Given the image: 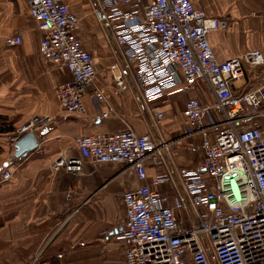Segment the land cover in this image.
<instances>
[{
    "label": "built area",
    "instance_id": "built-area-1",
    "mask_svg": "<svg viewBox=\"0 0 264 264\" xmlns=\"http://www.w3.org/2000/svg\"><path fill=\"white\" fill-rule=\"evenodd\" d=\"M94 1L103 25L134 68V80L156 126L165 118L156 103L169 102L168 91L192 93L201 84L209 97L191 94L184 99V127L172 140L155 141L126 125L76 136L49 162L51 170L74 176L87 173L86 165L102 164L121 165L135 176L138 184L122 194V226L112 234L99 233L102 263H108L111 244L118 243L124 264H264V75L254 89L232 90L245 66L264 69L262 52L253 49L218 61L208 36L225 30L228 21L208 16L191 0ZM26 3L41 33L39 54L69 74L55 87L60 109L86 115L83 98L88 96L99 109L91 121L106 119L113 109L100 107L104 90L96 83L93 55L78 33L80 17L64 0ZM4 43L18 46L22 37L8 35ZM116 69V64L110 66L119 88L123 78ZM52 121L51 115L31 116L8 136V146L13 149L28 132L37 137ZM170 146L199 153L201 160L148 178V165H162ZM44 151L41 140L32 153ZM11 172H0V185ZM64 197L67 209L71 191Z\"/></svg>",
    "mask_w": 264,
    "mask_h": 264
},
{
    "label": "crops",
    "instance_id": "crops-1",
    "mask_svg": "<svg viewBox=\"0 0 264 264\" xmlns=\"http://www.w3.org/2000/svg\"><path fill=\"white\" fill-rule=\"evenodd\" d=\"M80 17L79 36L93 55L96 83L104 90L102 109L110 106L113 113L99 123L90 117L98 113L95 100L84 97L86 115L63 112L55 95V87L69 74L65 68L54 67L38 51L41 33L30 17L26 0H0V129H14L33 115H51L52 123L37 134L43 140L45 151L40 155L30 151L26 157H14V148L8 146V133H0V172L12 170L9 180L0 185V264H26L38 247H48V254L59 257L61 247H79L95 264L99 250V233H114L124 221L122 194L135 187V176L116 164L86 165L87 173L69 175L53 171L49 162L60 149L73 144L79 135L114 131L129 125L137 134L148 133L155 141H169L181 134L184 127L181 114L183 101L191 94L209 98L205 86L198 84L192 93L168 91L169 102L156 104L165 112L160 127L156 126L149 104L145 103L134 80V68L129 65L123 50L118 47L94 0H64ZM202 7L210 17L225 18V30L212 31L209 42L218 61H225L242 53L259 49L264 56V0H191ZM19 33L22 43L5 45L4 38ZM116 64V74L123 85L116 87L110 66ZM264 69L245 66L243 76L235 80V93L248 91L261 84ZM25 135V134H24ZM23 135V136H24ZM201 155L170 146L163 154V164L148 165L147 176L179 167H193ZM175 180L178 177L175 175ZM71 191L65 209V192ZM64 220L62 221V219ZM78 243H81L79 245ZM108 263L119 260L118 243L111 244ZM73 249V248H72ZM74 252V251H72ZM122 256V255H121ZM48 259L39 264H51ZM55 258V257H54ZM121 258V257H120ZM60 259L61 264L74 263Z\"/></svg>",
    "mask_w": 264,
    "mask_h": 264
},
{
    "label": "rangeland",
    "instance_id": "rangeland-1",
    "mask_svg": "<svg viewBox=\"0 0 264 264\" xmlns=\"http://www.w3.org/2000/svg\"><path fill=\"white\" fill-rule=\"evenodd\" d=\"M64 218L62 219V221ZM79 244V243H78ZM73 248V249H72ZM61 247L59 251H57L58 254L62 255L60 259L68 260L70 261L73 260L74 263H81V264H89L87 261L89 259V262L91 261L90 256L88 257L84 253H81L79 250V247ZM112 247L110 248V250ZM50 250H48V247H38L31 253V255L28 257V259L25 261L26 264H39L38 262L43 261L48 259L47 256L51 257L50 258V263L51 264H61L60 259L58 256L53 255V254H48ZM74 251V252H72ZM55 257V258H54ZM119 260L115 261V264H124L122 260V256H118ZM121 257V258H120ZM95 264H103L100 256V251L97 252V255L94 258ZM36 262V263H34Z\"/></svg>",
    "mask_w": 264,
    "mask_h": 264
},
{
    "label": "water",
    "instance_id": "water-1",
    "mask_svg": "<svg viewBox=\"0 0 264 264\" xmlns=\"http://www.w3.org/2000/svg\"><path fill=\"white\" fill-rule=\"evenodd\" d=\"M36 145L37 139L35 135L31 132H28L15 142L13 155L17 159H22L26 157L27 154L36 147Z\"/></svg>",
    "mask_w": 264,
    "mask_h": 264
},
{
    "label": "trees",
    "instance_id": "trees-1",
    "mask_svg": "<svg viewBox=\"0 0 264 264\" xmlns=\"http://www.w3.org/2000/svg\"><path fill=\"white\" fill-rule=\"evenodd\" d=\"M14 130L15 129L12 126H9L6 129H0V133H8L10 135Z\"/></svg>",
    "mask_w": 264,
    "mask_h": 264
}]
</instances>
